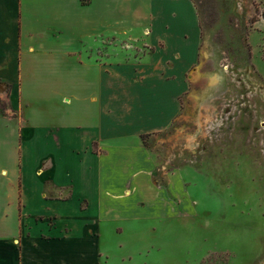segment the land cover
I'll return each instance as SVG.
<instances>
[{"label": "crops", "instance_id": "crops-1", "mask_svg": "<svg viewBox=\"0 0 264 264\" xmlns=\"http://www.w3.org/2000/svg\"><path fill=\"white\" fill-rule=\"evenodd\" d=\"M145 31L150 55L106 59L107 33ZM199 31L190 0H0V264H110L106 220L125 234L141 218L135 193L142 219L167 218L136 171L181 113ZM75 155L91 164L78 188Z\"/></svg>", "mask_w": 264, "mask_h": 264}, {"label": "rangeland", "instance_id": "rangeland-1", "mask_svg": "<svg viewBox=\"0 0 264 264\" xmlns=\"http://www.w3.org/2000/svg\"><path fill=\"white\" fill-rule=\"evenodd\" d=\"M190 1L200 27L194 82L175 122L143 136L151 159L136 171L147 189L165 196L167 218L142 219L148 199L133 190L141 218L122 236L105 223L101 245L110 264L129 253L133 260L122 264H264V0ZM133 34L107 33L106 59L150 55L147 32ZM75 156L68 169L78 188L91 164ZM79 205L86 210L89 202Z\"/></svg>", "mask_w": 264, "mask_h": 264}, {"label": "trees", "instance_id": "trees-1", "mask_svg": "<svg viewBox=\"0 0 264 264\" xmlns=\"http://www.w3.org/2000/svg\"><path fill=\"white\" fill-rule=\"evenodd\" d=\"M83 4H88L90 0H82Z\"/></svg>", "mask_w": 264, "mask_h": 264}]
</instances>
